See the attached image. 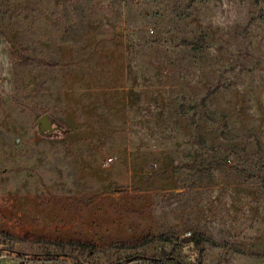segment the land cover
Masks as SVG:
<instances>
[{"label": "rangeland", "instance_id": "obj_1", "mask_svg": "<svg viewBox=\"0 0 264 264\" xmlns=\"http://www.w3.org/2000/svg\"><path fill=\"white\" fill-rule=\"evenodd\" d=\"M0 232V264H264V0H0Z\"/></svg>", "mask_w": 264, "mask_h": 264}, {"label": "trees", "instance_id": "obj_2", "mask_svg": "<svg viewBox=\"0 0 264 264\" xmlns=\"http://www.w3.org/2000/svg\"><path fill=\"white\" fill-rule=\"evenodd\" d=\"M3 234L4 233L0 232V235ZM161 238L162 237H159V239ZM36 241L45 246L46 250H48L47 253H49L51 256H54L55 258L60 256H71L69 255V253H66V249L78 250L80 252H88L90 254L97 250V246L95 244L85 242L51 241L42 237L36 239ZM145 242L147 241L142 242V244H145ZM48 246H51L50 250L48 249Z\"/></svg>", "mask_w": 264, "mask_h": 264}, {"label": "water", "instance_id": "obj_3", "mask_svg": "<svg viewBox=\"0 0 264 264\" xmlns=\"http://www.w3.org/2000/svg\"><path fill=\"white\" fill-rule=\"evenodd\" d=\"M39 122L41 123V125L44 127V128H49L50 125L48 124V122L46 121V118L45 117H42Z\"/></svg>", "mask_w": 264, "mask_h": 264}, {"label": "built area", "instance_id": "obj_4", "mask_svg": "<svg viewBox=\"0 0 264 264\" xmlns=\"http://www.w3.org/2000/svg\"><path fill=\"white\" fill-rule=\"evenodd\" d=\"M110 160H111V158L108 159V161H110Z\"/></svg>", "mask_w": 264, "mask_h": 264}]
</instances>
